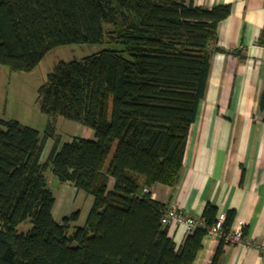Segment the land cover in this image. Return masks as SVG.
Here are the masks:
<instances>
[{"label": "trees", "instance_id": "1", "mask_svg": "<svg viewBox=\"0 0 264 264\" xmlns=\"http://www.w3.org/2000/svg\"><path fill=\"white\" fill-rule=\"evenodd\" d=\"M230 12L194 0H0V65L11 71L31 72L69 44L121 46L54 66L38 89L49 118L42 134L0 117V264H194L217 207L206 204V227L178 247L162 223L166 207L144 189L180 179L218 25ZM259 104L264 111V88ZM59 117L94 138L60 147ZM48 170L94 197L84 225L73 226L80 211L56 221ZM235 215L226 213L210 264H221ZM24 222L31 228L20 232Z\"/></svg>", "mask_w": 264, "mask_h": 264}, {"label": "crops", "instance_id": "2", "mask_svg": "<svg viewBox=\"0 0 264 264\" xmlns=\"http://www.w3.org/2000/svg\"><path fill=\"white\" fill-rule=\"evenodd\" d=\"M194 2L207 8L228 4L231 12L218 25L206 90L190 127L180 179L173 187L156 183L147 189L165 207L195 218L202 217L207 203L217 207L218 215L234 210L232 229L241 227L249 243L225 245L221 264H264V111L259 104L264 46L258 43L264 32V0ZM77 132L94 138L93 131L82 125ZM113 184L110 180V189ZM61 187L72 191L70 205L60 215L63 220L74 211L80 191L69 183ZM52 192L55 211L60 192ZM168 232L178 247L189 234L183 224L169 225ZM219 242L206 235L194 264H210Z\"/></svg>", "mask_w": 264, "mask_h": 264}, {"label": "rangeland", "instance_id": "3", "mask_svg": "<svg viewBox=\"0 0 264 264\" xmlns=\"http://www.w3.org/2000/svg\"><path fill=\"white\" fill-rule=\"evenodd\" d=\"M108 48L120 49L121 46L110 44L104 40L97 44H69L57 47L48 52L40 64L31 72L11 71L8 67L0 65V117L16 120L23 125L38 130L42 134L49 118L40 111L37 101L38 89L47 80L48 74L53 71L54 66L61 61L81 60L86 56L96 54ZM78 126H81V124L63 117L58 118L56 133L60 136V147L63 143L70 142L74 137H81L78 136ZM51 144L50 141L46 144L42 157L43 161H45L49 154ZM45 176L48 188L53 190L56 195L60 192L54 212L58 213L56 221L62 222V216L60 215L70 205L72 191L65 192V189L61 187L62 183L59 182L51 170H48ZM61 194H64L62 198ZM93 202L94 197L92 195L80 191L73 211H80V216L73 226L85 224ZM30 228L31 224L24 222L18 229L20 232H26ZM73 230L74 227L70 230V233Z\"/></svg>", "mask_w": 264, "mask_h": 264}, {"label": "built area", "instance_id": "4", "mask_svg": "<svg viewBox=\"0 0 264 264\" xmlns=\"http://www.w3.org/2000/svg\"><path fill=\"white\" fill-rule=\"evenodd\" d=\"M145 192L148 189H144ZM226 218V214H219L215 224L208 229V235L215 238H220L223 231V224ZM162 223L165 226L174 224H183L189 233L193 232L196 228H205V222L202 218H195L185 215L174 207H166L162 211ZM228 244H246L249 243L246 237L243 236V229L237 227L227 237Z\"/></svg>", "mask_w": 264, "mask_h": 264}]
</instances>
